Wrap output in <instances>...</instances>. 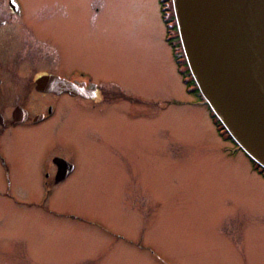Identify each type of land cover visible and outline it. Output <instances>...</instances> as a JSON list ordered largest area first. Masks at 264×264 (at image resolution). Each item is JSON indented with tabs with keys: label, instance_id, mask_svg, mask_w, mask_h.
<instances>
[{
	"label": "rangeland",
	"instance_id": "1",
	"mask_svg": "<svg viewBox=\"0 0 264 264\" xmlns=\"http://www.w3.org/2000/svg\"><path fill=\"white\" fill-rule=\"evenodd\" d=\"M20 1L36 26L68 10L57 32L66 65L112 84L117 99L4 140L13 154L28 152L11 192L31 200L0 203V264H264V177L187 92L159 0ZM3 94L1 106L13 104ZM57 153L75 170L44 183Z\"/></svg>",
	"mask_w": 264,
	"mask_h": 264
},
{
	"label": "flooded vegetation",
	"instance_id": "2",
	"mask_svg": "<svg viewBox=\"0 0 264 264\" xmlns=\"http://www.w3.org/2000/svg\"><path fill=\"white\" fill-rule=\"evenodd\" d=\"M59 11L55 16H45L36 26L23 11L20 0H0V94L14 98L7 101L13 103L9 106L0 104V183L6 188L0 189V203L9 200L20 205L31 200L20 201L11 192L19 178L21 157L26 159L28 154L23 149L22 155L13 154L4 144L16 128L28 124H49L53 128L60 123V114L62 120L65 115L72 120L78 113L81 120L115 106L117 97L112 84L98 82L85 69L66 65L65 46L57 32L66 29L64 20L67 21L69 12L64 7ZM44 77L54 82L46 91L37 88V82ZM36 95L47 99L40 100ZM128 97L138 101L133 100V96ZM28 99L41 105L36 112L28 105ZM104 104L109 105L102 109ZM52 156L50 165L48 162L43 165L46 170L44 183L50 178V172L53 185H58L74 172L75 165L62 153ZM33 160L35 162V156ZM29 258H26L28 264L31 263Z\"/></svg>",
	"mask_w": 264,
	"mask_h": 264
},
{
	"label": "water",
	"instance_id": "3",
	"mask_svg": "<svg viewBox=\"0 0 264 264\" xmlns=\"http://www.w3.org/2000/svg\"><path fill=\"white\" fill-rule=\"evenodd\" d=\"M171 4L182 53L201 97L229 137L264 170V0ZM50 84L44 77L37 88L46 91Z\"/></svg>",
	"mask_w": 264,
	"mask_h": 264
},
{
	"label": "trees",
	"instance_id": "4",
	"mask_svg": "<svg viewBox=\"0 0 264 264\" xmlns=\"http://www.w3.org/2000/svg\"><path fill=\"white\" fill-rule=\"evenodd\" d=\"M160 15L161 19L164 23L165 26V32H166V42L171 48L175 64L177 67L178 74L181 76L183 85L186 87L188 90V93H198V90L194 84V81L191 78V75L188 71L186 62L184 60L178 34H177V29L175 25V20H174V15L172 11V4L171 0H160ZM212 120L215 123V126L219 132V134L222 132L224 133L223 136L227 138V140H231L226 131L223 129L222 125L220 122L215 118V116L211 113ZM254 170L259 173L261 176L264 177V170L261 169L259 166H257L254 162Z\"/></svg>",
	"mask_w": 264,
	"mask_h": 264
}]
</instances>
